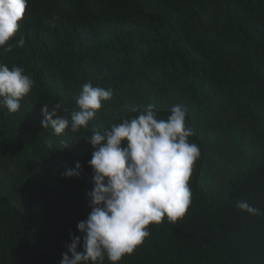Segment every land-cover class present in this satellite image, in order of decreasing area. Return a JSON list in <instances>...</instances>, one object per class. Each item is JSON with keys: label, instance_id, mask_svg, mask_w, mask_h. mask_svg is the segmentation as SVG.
Returning a JSON list of instances; mask_svg holds the SVG:
<instances>
[{"label": "trees", "instance_id": "16d2710c", "mask_svg": "<svg viewBox=\"0 0 264 264\" xmlns=\"http://www.w3.org/2000/svg\"><path fill=\"white\" fill-rule=\"evenodd\" d=\"M133 2L132 11L114 5L110 14L123 19L114 17L101 39L61 37L74 13L60 10L48 17L55 30L32 16L13 41L24 46L0 50V64L35 82L16 113L0 102V264H60L91 211L85 140L149 104L160 119L173 105L187 108L200 157L185 216L149 225L150 236L119 264H264V214L236 206L245 200L264 213V0ZM42 8L37 1L34 11ZM86 83L113 91L87 128L44 129L42 106L60 104L70 118ZM77 161L79 176L67 178Z\"/></svg>", "mask_w": 264, "mask_h": 264}, {"label": "clouds", "instance_id": "9594fccd", "mask_svg": "<svg viewBox=\"0 0 264 264\" xmlns=\"http://www.w3.org/2000/svg\"><path fill=\"white\" fill-rule=\"evenodd\" d=\"M37 1L44 8L34 11ZM137 1L149 7L156 5V0ZM115 4L127 5L131 11L139 7L133 0H0V50L10 53L13 47L24 46L23 38L13 41L18 31H26L32 16H41L43 25L55 30L58 25L48 17L60 10L74 13V23L58 29L61 37L71 35L82 40L96 34L101 39L110 32L114 17L123 19L110 14ZM70 5L78 10H68ZM34 83L22 67L10 70L0 64V102L10 114L20 110V101ZM112 97L111 89L86 83L75 97L78 110L72 111L70 118L58 114L60 104L51 109L43 105L42 126L50 127L56 136L66 130L77 133L87 128L102 102ZM154 109L155 105L149 104L137 117L124 119L103 132L93 131L85 140L93 148L88 161L94 182L88 193L91 211L77 224L82 239L70 234L71 243L60 264H104L105 258L110 264H119L150 236L149 225H159L165 218L175 223L185 216L191 203L188 183L200 150L189 142L194 132L186 124V107L173 105L167 119L158 118ZM80 169L77 161L64 175L79 176ZM236 206L252 216L264 214L245 200H238Z\"/></svg>", "mask_w": 264, "mask_h": 264}]
</instances>
